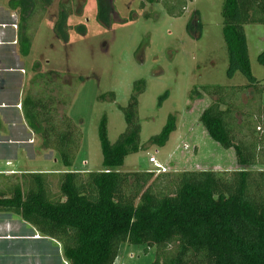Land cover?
<instances>
[{
    "label": "trees",
    "instance_id": "16d2710c",
    "mask_svg": "<svg viewBox=\"0 0 264 264\" xmlns=\"http://www.w3.org/2000/svg\"><path fill=\"white\" fill-rule=\"evenodd\" d=\"M49 2L7 0L10 9L20 11L19 52L24 56L34 37L28 33L31 17L41 15ZM68 3L60 4L54 25L59 37L67 35V18L73 14ZM222 18L229 74L238 69L248 82L204 86L202 91L213 100L199 121L211 138L235 149L237 169L163 174L168 182L159 193L149 184L154 176L151 170L122 171L125 157L143 148L138 97L145 81L138 80L127 105H118L126 129L116 142L109 140L107 116L99 122L103 169L73 171L81 129L65 112H58L59 105L70 103L58 90L60 73L38 72L33 78L38 89L25 96L23 115L41 138L42 147L57 152L66 170L59 174L22 172L6 188L0 180V213L16 214L41 235L58 241L69 264H114L124 242L155 246L151 264H264V170L249 169L258 162L264 110L259 103L250 109L241 99L250 89L255 93L250 99H261L263 89L252 73L245 25L264 24V0H225ZM258 60L264 65V52ZM109 95L114 101V92ZM176 127V116L170 114L150 144L163 147ZM51 177L58 178L57 197L50 190Z\"/></svg>",
    "mask_w": 264,
    "mask_h": 264
},
{
    "label": "rangeland",
    "instance_id": "374dc122",
    "mask_svg": "<svg viewBox=\"0 0 264 264\" xmlns=\"http://www.w3.org/2000/svg\"><path fill=\"white\" fill-rule=\"evenodd\" d=\"M49 1L41 15L34 13L31 17L28 33L34 34L31 56L42 57L38 71L60 73L58 90L70 103L67 107L59 105V114L65 112L82 132L71 170L103 169L99 122L103 115L107 116L109 140L116 142L126 129L118 105H127L138 80L145 81V90L138 97L143 148L125 157L122 171L151 170L154 176L149 184L159 193L168 182L163 174L232 171L239 167L235 149L225 148L211 138L199 121L213 100L202 91L204 86H239L248 82L238 69L229 74L230 57L222 32L225 0ZM62 3H68L73 14L67 18V35L59 37L54 25ZM13 13V18L20 15L18 9H10L7 0H0V24H12ZM10 29L7 28V37L11 35ZM245 32L252 73L263 90L260 100L250 99L255 96L251 89L241 99L250 109L259 103L264 110V65L258 60L264 52V24H246ZM46 58L49 60L45 63ZM37 73H31V77ZM110 92L115 94L114 101ZM103 94L105 97L100 98ZM170 114L176 116V129L163 147L151 145L149 139L160 133ZM261 123L262 143L257 164L249 167L252 170H264ZM36 148L44 150L41 138ZM2 151L9 156L12 149L5 147ZM32 151L27 159L30 158L28 164L33 171L59 174L66 170L57 152L45 149L38 157ZM151 156L166 168V173L156 171L149 163ZM21 174L18 171L10 174V179L0 177L1 186L6 188ZM49 181L52 194L59 196L58 178L51 177ZM34 232L38 233L20 216L1 212L0 264H69L62 244L56 241L50 245L33 236ZM155 256V246L124 242L114 264H151Z\"/></svg>",
    "mask_w": 264,
    "mask_h": 264
},
{
    "label": "crops",
    "instance_id": "0c3cea01",
    "mask_svg": "<svg viewBox=\"0 0 264 264\" xmlns=\"http://www.w3.org/2000/svg\"><path fill=\"white\" fill-rule=\"evenodd\" d=\"M14 12V11H13ZM14 17V13L11 14ZM19 19L16 15L12 24H0V174H15L33 171L28 164V153L41 156L44 150L37 149L40 137L27 125L22 109L25 96L30 92H36L38 84L34 83V75L42 67L41 58L31 56L33 42L28 55L19 52L18 28ZM17 21V22H16ZM11 27V35L7 37V28ZM30 30V29H29ZM30 33V31H29ZM6 45V49L2 48ZM8 59V60H7ZM11 60V61H10ZM49 59H45V63ZM29 82V85H28ZM12 149L9 156L2 151L3 148ZM47 151V150H46ZM8 163V164H7ZM38 239H44L54 245L56 240L33 233Z\"/></svg>",
    "mask_w": 264,
    "mask_h": 264
},
{
    "label": "built area",
    "instance_id": "2783aa9c",
    "mask_svg": "<svg viewBox=\"0 0 264 264\" xmlns=\"http://www.w3.org/2000/svg\"><path fill=\"white\" fill-rule=\"evenodd\" d=\"M149 163L152 164L156 168V171L159 172V173L166 171V168L163 167L161 164H159L158 161L156 160V158L154 156H151L149 158Z\"/></svg>",
    "mask_w": 264,
    "mask_h": 264
}]
</instances>
